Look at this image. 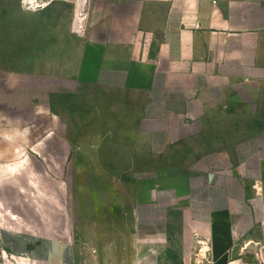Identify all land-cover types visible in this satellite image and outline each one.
I'll return each instance as SVG.
<instances>
[{"label":"crops","instance_id":"0c3cea01","mask_svg":"<svg viewBox=\"0 0 264 264\" xmlns=\"http://www.w3.org/2000/svg\"><path fill=\"white\" fill-rule=\"evenodd\" d=\"M3 10L15 15L0 17V138H22L25 113L53 114L56 73L98 89L95 160L133 171L130 216L136 241L149 246L144 264H161L181 214L205 264H264V131L246 129L262 120L250 108L264 105V0H92L79 17L88 32L58 70L48 44L39 52L42 9L13 0L0 1ZM77 260L66 240L0 224V264Z\"/></svg>","mask_w":264,"mask_h":264},{"label":"rangeland","instance_id":"374dc122","mask_svg":"<svg viewBox=\"0 0 264 264\" xmlns=\"http://www.w3.org/2000/svg\"><path fill=\"white\" fill-rule=\"evenodd\" d=\"M91 4L89 0L88 17ZM9 12L14 17L13 10L0 11V17ZM36 17L49 19V25L39 26V52L46 55L48 44L58 70L62 55L79 49L89 29V18L86 25L81 23L76 0H54ZM75 26L79 30L86 26L85 33L76 32ZM27 28L23 27L24 31ZM47 31L49 35L54 32L52 44L46 42ZM39 80L46 82V77L40 76ZM55 84L53 114L50 107L48 113L45 107L38 115L25 113L18 123L23 129L22 138H0V224L39 238L72 243L76 264H144L149 246L136 241L130 216L133 171L106 169L103 166H110L109 159L105 163L95 160L99 139L94 138L93 131L102 127L93 108L100 91L77 85L57 73ZM244 98L249 101L252 97L247 94ZM236 102L234 109L240 111V117L248 116ZM251 107L252 115L255 108L261 110L262 120L247 122L246 129L264 131V105ZM79 110L87 113L78 115ZM104 124L105 128H113ZM135 125L129 123L128 131L133 132ZM51 131L54 133L47 135ZM103 141L122 140L107 137ZM82 150L87 154L83 155ZM193 228L195 225L182 214L172 220L166 248L161 250V264H205L207 256L204 253L200 258L201 247L191 236Z\"/></svg>","mask_w":264,"mask_h":264},{"label":"built area","instance_id":"2783aa9c","mask_svg":"<svg viewBox=\"0 0 264 264\" xmlns=\"http://www.w3.org/2000/svg\"><path fill=\"white\" fill-rule=\"evenodd\" d=\"M54 0H20L21 7L25 10H41L48 7Z\"/></svg>","mask_w":264,"mask_h":264},{"label":"bare ground","instance_id":"6f19581e","mask_svg":"<svg viewBox=\"0 0 264 264\" xmlns=\"http://www.w3.org/2000/svg\"><path fill=\"white\" fill-rule=\"evenodd\" d=\"M76 1H77V13L82 15V17H87L89 0H76Z\"/></svg>","mask_w":264,"mask_h":264}]
</instances>
